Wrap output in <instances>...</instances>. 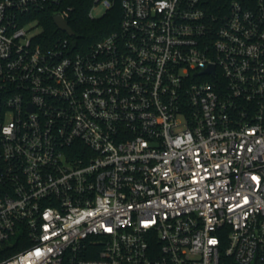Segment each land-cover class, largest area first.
I'll return each mask as SVG.
<instances>
[{
  "label": "built area",
  "instance_id": "1",
  "mask_svg": "<svg viewBox=\"0 0 264 264\" xmlns=\"http://www.w3.org/2000/svg\"><path fill=\"white\" fill-rule=\"evenodd\" d=\"M76 1L0 0V264H264V0Z\"/></svg>",
  "mask_w": 264,
  "mask_h": 264
},
{
  "label": "trees",
  "instance_id": "2",
  "mask_svg": "<svg viewBox=\"0 0 264 264\" xmlns=\"http://www.w3.org/2000/svg\"><path fill=\"white\" fill-rule=\"evenodd\" d=\"M74 4L76 5V14L69 20V24L75 33V38L84 46L99 41L119 25L121 14L118 8L110 11L104 18L92 20L87 17V8L83 1L77 0ZM42 23L45 24L48 32L57 30L50 13Z\"/></svg>",
  "mask_w": 264,
  "mask_h": 264
},
{
  "label": "water",
  "instance_id": "3",
  "mask_svg": "<svg viewBox=\"0 0 264 264\" xmlns=\"http://www.w3.org/2000/svg\"><path fill=\"white\" fill-rule=\"evenodd\" d=\"M55 24L62 31H65V32H67L70 35H71V33L73 34L72 28L69 26V24L67 23V21L63 20L61 17H56L55 18Z\"/></svg>",
  "mask_w": 264,
  "mask_h": 264
},
{
  "label": "rangeland",
  "instance_id": "4",
  "mask_svg": "<svg viewBox=\"0 0 264 264\" xmlns=\"http://www.w3.org/2000/svg\"><path fill=\"white\" fill-rule=\"evenodd\" d=\"M93 14H94L96 17H99V16L102 14V9H101V8H96V9L93 11Z\"/></svg>",
  "mask_w": 264,
  "mask_h": 264
}]
</instances>
